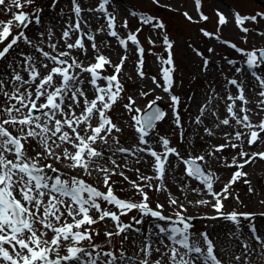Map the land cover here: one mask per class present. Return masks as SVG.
Masks as SVG:
<instances>
[{"label": "snow or ice", "instance_id": "obj_1", "mask_svg": "<svg viewBox=\"0 0 264 264\" xmlns=\"http://www.w3.org/2000/svg\"><path fill=\"white\" fill-rule=\"evenodd\" d=\"M152 3L158 5L159 0ZM58 4L60 0H52L49 11ZM70 4L69 11H65L68 7L65 5L57 13L58 17L67 19L59 37L54 39L53 25L51 22L44 25L45 8L37 0H0V13L8 16L0 20V45H3L0 48V264H264V237L254 223L257 215L264 217V212L225 210V201L230 199L243 204L233 188L241 180L249 196L264 194L253 186L247 178L249 173L244 171L257 159L264 161V151H249L245 147L264 146V76L252 72L254 87L259 88L255 101L245 95L242 79L224 77L226 95L221 97L212 88L192 121L202 128L203 134L198 129L187 134L179 110L181 97L173 93L177 68L168 36L163 37L167 58L157 56L163 83L151 77L155 88L137 93L145 98L141 108L136 106L133 95L124 94L126 83L135 84L136 78L140 81L147 78L145 49L137 35L142 29L129 31L126 38L122 37L117 17L109 11L112 0H98L95 7H83L81 0H70ZM195 4L200 12L202 0H195ZM232 14L237 29L243 33L240 39L247 43L250 29L244 26L245 22L256 24L258 18L264 20V13L241 16L233 11ZM130 15L137 17L138 13L133 11ZM216 16V33L201 29L202 34L240 53L248 70L260 68L264 64V48L246 51L222 39L219 33L229 22L218 10ZM101 19L104 23L93 30L92 21ZM200 19L208 21L209 17L200 12ZM139 20L153 29L165 28L151 15H139ZM30 25L44 29L37 34L38 43H33L26 34ZM119 27L128 29V21ZM254 34L264 38V31ZM108 37L115 38L123 49L118 62L105 54L112 51ZM148 43L154 44L151 37ZM41 44L52 51H46ZM132 51L138 57L134 61L136 77L127 75L125 80V63ZM193 51L201 60L200 71L209 72L210 59L197 49ZM214 51L207 49L208 53ZM227 63L236 65L233 60ZM235 71L240 75L243 69L235 67ZM230 86L235 88V94ZM157 88L168 94L171 116L157 106L162 96L146 99ZM191 99L189 96L188 100ZM122 100L126 102L121 104ZM215 100L224 102L223 117L219 104L210 107ZM253 102L255 108L248 107ZM117 107L130 116V123H125L136 141L131 147L121 145L124 128L112 116ZM257 116L261 118L254 123ZM166 117L178 130L173 134L185 146L183 154L180 147L173 146L167 136L157 131L158 122ZM218 132L223 143L212 142L211 138ZM197 137L206 146L200 154L193 155ZM225 149L233 150L230 161L223 155ZM129 156L135 164L146 165L148 171L129 167ZM213 162L219 168L233 169L229 179L217 174ZM181 166L179 180L183 183L178 185V190L187 204L210 206L215 215H186L188 207L184 200L169 187L170 183L177 184L175 173ZM125 170L133 171L136 179H130ZM114 176L122 177V181L112 180ZM185 177L202 187H191ZM89 179L102 182L105 190L88 183ZM124 181L131 186L134 196L140 197L138 201L121 199L116 194L114 185ZM217 183L222 185L219 190L215 188ZM120 191H124L123 187ZM150 192L157 196L165 194L168 207H174V211L164 215L165 204L159 200L153 207ZM189 194L200 198L188 200ZM258 203L264 205V199ZM129 213L135 214L131 222H125L122 217H128ZM194 219L231 223L235 231L226 234L229 240H239L242 219L249 221V240L255 246L249 240H241L238 253L221 248L223 256H218L207 232L191 231L190 221ZM161 221L167 226H162ZM101 235L104 239L97 243Z\"/></svg>", "mask_w": 264, "mask_h": 264}, {"label": "rangeland", "instance_id": "obj_2", "mask_svg": "<svg viewBox=\"0 0 264 264\" xmlns=\"http://www.w3.org/2000/svg\"><path fill=\"white\" fill-rule=\"evenodd\" d=\"M51 2L52 0H37V3L45 8L44 13H46L48 17H52L51 23L53 27H55V29L54 28L53 29L54 32H57V38H58L60 35V29L64 26L63 21L66 20L67 17L65 16L62 19L57 16V13L59 12L60 8L64 7L65 5L68 6L65 9V11L66 12L69 11L71 4H70V0H60V4L57 5L56 9L49 11L48 6L51 4ZM97 4H98V0H91V3H89L88 6L87 5L86 6L82 5V6L95 7ZM217 10H221L222 11L221 13L223 14L226 13L229 16L230 20H228L229 23L227 24V26L229 25L233 30L232 34H228L226 31L227 26H225L219 33V35L222 38L232 41L238 47L245 49L246 51L252 50L253 48H264V38L262 40V37L256 36L254 34L257 31H264V20H260L258 18L259 22L256 24H253L251 21L245 22L244 26L250 29V34H249L248 42L244 43L240 39L243 33H241L239 29H237L232 14L233 11L239 12L241 16H251V15H255L257 12L264 13V6H260L259 4H257L255 0H202V7L200 9V12H202L203 15L209 17L208 21H202L200 19V12L197 11L195 0H159L158 5H154L152 3V0H112V5L109 6V11H113L117 17L116 23L120 35L126 38L127 32L129 31L135 32L137 28H141L142 30L137 35H138V40L140 41V46L145 49L144 71L147 74V78L143 81H140L138 78H136L137 81L141 82L140 88L132 86L131 82L129 84L126 83L125 87L127 89V92L124 95H133L134 98L137 99L136 106L144 107L145 98L138 97L137 93L140 90L147 91L152 88H155V85L152 84L151 77L155 76L158 82H162L160 77V67L157 61V56H164L165 58H167V53L165 52V45L163 43V37L164 35H167L168 39L173 44L174 62L177 68V71L175 73L177 82L173 88V93L181 97L182 100L181 111L182 113H187L184 115L185 116L184 121L186 122V124L188 126L197 127L200 133L203 134L202 128H199L194 123H192L195 117L199 114L198 112L195 111L197 110V108L199 109V107L204 103L202 100H200L201 102L197 101V104H195L196 96L194 95V92H196L198 87H200L201 83H205L208 87L207 91L211 92L212 88H215L216 90L217 87V83H214V81L218 82L219 80H221L220 78H222V82L224 85L226 84L224 77H228L229 79L231 78H236L238 80L242 79L244 83L250 80V82H252L254 85L256 84V81L254 76L252 75V72H256V74L264 76V64H262L258 69L248 70L246 68V65H244L243 63V57L241 56L240 53H237L235 52V50L229 49L227 46L221 45L217 40L213 38L205 37L202 34L201 29H204L211 33H216L217 20H218V17L216 16ZM133 11L138 13L137 17H133L130 15V13ZM44 13L42 14V20H44ZM185 13H187V16H185ZM139 15H151L157 17L159 21L165 25V28L162 30L153 29L151 25H142L139 20ZM188 17H191V20H189ZM5 19H8V16H5L3 13H0V20H5ZM125 20L128 21L129 24L128 29L119 27L120 25L123 24ZM92 23H97V26H99V24L104 23V21L102 19L99 22L93 20ZM31 28H33L34 30L38 29V31H43L41 30L42 27L36 28L34 25H30L29 29L26 31V34L29 35V37L33 40V43H38L39 42V37L37 35L38 33L33 35ZM149 37H151V39L154 41V44L148 43ZM250 38L259 39L260 43H255V41L251 40ZM9 39H11V37ZM108 39L111 41L112 51H110L109 54L108 53L105 54L110 55V57L114 62H118L119 55L123 54V49L118 45V42L115 40V38L109 37ZM129 44L131 45V42H129ZM41 46L43 47L45 45L41 44ZM2 47L3 45H0V48ZM21 47L24 48L23 45H21ZM132 47L134 48V46ZM208 48H213L215 50L214 53H208L207 52ZM193 49H197L201 51L202 53H204L205 57L210 59L211 63H210L209 72L203 73L200 71L201 60L199 57L195 55ZM25 50L31 51V49H25ZM45 50H48L49 52L52 51L51 49H46V48ZM128 55H129V60L126 61L124 68V72L126 74L124 77L125 80L127 79V75H132L133 77H136L134 61L138 57L135 55L134 51L129 52ZM225 57L227 59H225ZM227 60L236 61L235 67L242 68L243 69L242 74L237 75L235 71V67L229 65L227 63ZM217 62L219 66H217ZM194 63L195 65L193 67ZM149 64H151L150 70H148ZM194 73L198 74V77L202 79L199 78L200 80H197L196 77L194 76ZM193 77H195V79H193ZM222 82H219V84H221ZM230 88L232 89L231 90L232 93H235L236 90L231 86ZM160 91L161 89L157 88L154 92H152V95L148 96L146 99L147 100L154 99L156 95L159 94ZM255 91L258 92L259 88H256ZM161 94L163 93L161 92ZM164 94L166 95V93ZM189 96L192 97L191 101L188 100ZM163 101L164 100H159L157 101V103L161 104ZM125 102L126 100H122L121 104ZM119 109H122L123 112L122 107H119ZM223 115L221 117H223ZM260 118L261 117L259 116L255 117L254 122H257ZM114 121L117 122L118 119L115 118ZM126 121L129 122L128 118ZM166 121H168V127L171 128V131H168L167 133L163 132V127H162V125H164ZM120 126L123 128L122 124H120ZM222 130L230 131V129H222ZM157 131L162 136H164V133L168 134L167 137L172 141V145L180 147L182 154L184 153L185 146L181 145L179 142V137L173 134L178 130L175 129V127L172 125V121L168 119V117L166 118L165 122L159 124ZM130 132L132 133L131 129ZM187 134H190L188 130H187ZM122 135H125V137H127V134L125 132ZM122 135H121V145L122 143H124L125 145L132 146L134 143H136L134 139L131 141L133 144L126 143ZM205 138L206 140L208 139V137ZM197 139L199 138L197 137ZM211 139L213 143H217V144L223 143L222 135L220 132L217 134L216 137ZM205 146L206 145L204 144V141H200L198 145H195L197 150L193 152V155L200 154V152L203 151V148ZM245 147L246 150L249 151H257V150L264 151V146H261L259 149H257L256 146H253L251 149H247V146ZM223 155L230 160L231 156L233 155V150L225 149ZM128 158L132 161V162H128L129 167L133 169L136 168L137 164L133 162V158L131 156H129ZM257 160L253 164L246 166L244 170L249 171V167L255 165L256 163H257L256 165H258V163H261V165L264 166V161H260L259 159ZM212 167L216 170L217 174L220 175L224 180L229 179L230 174L233 171V169L219 168L217 167V164L212 165ZM182 168L183 166L177 169L175 174L177 178V184L174 185L170 183L169 187L172 193L176 196H179L181 200H184L185 206L188 207L187 201L184 199V196H182L178 190V185L180 183H183V181L179 180V176L182 174ZM146 171L148 170L146 169ZM125 174L132 180L136 179L135 173L133 171L125 170ZM148 174H151L150 171ZM247 178L253 182L250 174ZM169 179H171V177ZM112 180L122 181V177L114 176L112 177ZM185 180L189 182L191 187H202L199 185L198 182L191 181L187 177H185ZM88 183L95 184V186L100 188L101 191L105 190L102 186V182H97L95 179H89ZM253 186L257 188L254 182H253ZM122 187L124 191H120ZM233 188L235 190L234 194L238 193L242 201H248L250 198H252L255 200L254 203L255 205H257V207L254 210L253 209L249 210L248 207H245L244 204H237L234 199H230L229 210L227 211H232L233 209H235L238 212H256V213L264 212V205L258 203L260 199H264V194L260 196H249L247 193V186L243 183V180H241L239 183L234 185ZM219 189L220 188H217L216 190ZM114 190L121 199L134 198L137 201L140 199L139 196H134V192L131 189V186L126 181L122 183H116L114 185ZM261 192L264 193V191ZM189 195L193 196L192 199L193 201L199 199V196H195L194 194H189ZM189 195L187 196V198L189 197ZM154 198L155 199H153L152 197V206H155L154 200L156 202L157 200H159V202L165 204L164 215H170L174 211V207H168L165 194H160L159 196L154 195ZM199 209L200 208L193 206L191 208L188 207V212L186 213V215L196 216V217L205 216L203 215V213L199 211ZM134 214L135 213H129L128 217H122V219H124L125 222H131L130 218ZM206 214L215 215V212L212 209H209L208 211H206ZM212 221H216L219 226L221 225L223 230V238L226 242V245L229 249L233 250L234 252L238 253L241 250L242 247L240 243L241 240H245L246 237L247 240H249L251 234L248 230H246L248 226L246 224H249V221H244L242 219L241 223L245 224L246 226L243 225L244 227L241 228L239 240L236 239L229 240L226 234L229 232V230L235 231V228L233 225H231V223L225 222L223 220H204V219L192 220L191 224L193 225V228L191 229V231L197 234L200 232L207 231L210 239H212L214 244L216 245L218 256H223V254L219 251L223 247L219 243L214 241V237L210 233L209 225L211 224L210 222ZM160 223L162 226H167L166 222L161 221ZM135 227H140V226H135ZM143 230L147 232V221L143 226ZM103 239H104L103 235H101V237L97 239V243H101ZM165 242L167 243V240H165ZM249 242L252 243L253 246H255L254 241L249 240Z\"/></svg>", "mask_w": 264, "mask_h": 264}, {"label": "bare ground", "instance_id": "obj_3", "mask_svg": "<svg viewBox=\"0 0 264 264\" xmlns=\"http://www.w3.org/2000/svg\"><path fill=\"white\" fill-rule=\"evenodd\" d=\"M81 3H82V5H84V6H88V4L89 3H91V0H87V3H85L84 2V0H81ZM219 12H222L221 10H218ZM224 15L227 17V19L229 20V16L226 14V13H224ZM47 17V18H46ZM51 20H52V17H48L47 16V14L46 13H44V20H43V22H44V24L45 25H47L49 22H51ZM92 27H93V30H95V28L96 27H98L97 26V23H92ZM54 29H55V27H53ZM53 29V30H54ZM31 30H32V34L33 35H35V34H37L39 31H38V29L36 30V33H35V30L33 29V28H31ZM41 30H44L43 29V27H42V29ZM226 31H227V33L228 34H232L233 33V30H232V28L228 25L227 26V29H226ZM56 33V36L54 37V39L55 38H57V32H55ZM97 39H101V37H97ZM251 40H254L255 41V43H260V41H259V39H253V38H250ZM42 47V46H41ZM44 48H48L47 46H46V44H45V46H43ZM106 53H108L109 54V52H106ZM112 59V58H111ZM193 62V61H192ZM194 65H195V63L193 64V67H194ZM151 69V64H149L148 65V70H150ZM194 76L196 77V79L197 80H200V79H202V78H200V77H198V74H195L194 73ZM200 78V79H199ZM221 80H219L218 82H215L214 81V83H217V87H216V93H218L221 97H224L225 95H226V92H225V89H224V84H223V82H222V78H220ZM226 81V80H225ZM219 82H222L221 84H219ZM130 82H128V84H129ZM161 84L163 83V81L162 82H160ZM246 83V84H245ZM244 84H245V89H246V92H245V95L250 99V100H252V101H255V99H256V97H255V84L253 85V83L252 82H250V80L248 81V82H245ZM131 84H132V86H135V87H137V88H140L141 87V82H139V81H137V83H135V84H133L132 82H131ZM219 84V85H218ZM207 89H208V87H207V85L205 84V83H201L200 84V87H198V89L196 90V92H194V95L196 96V102H195V104H197V101L198 102H201L200 100H202L204 103L206 102V100H207V95L208 94H210V92L209 91H207ZM230 90H232L231 88H230ZM161 92H162V90L159 92V94H157V95H159V96H162L163 97V99L162 100H164V104H165V106H166V113H168L170 110H171V108L169 107V103H170V101H169V97H168V95H165V94H161ZM163 93V92H162ZM233 94H235V93H233ZM151 95H152V93H151ZM156 95V96H157ZM195 100V99H194ZM194 102V101H193ZM203 103V104H204ZM217 104H219V107H220V115L222 116L223 115V112H224V102H223V100H215V101H213V103H212V105H210V107H212V108H215L216 107V105ZM248 107H250V108H255V103L253 102V103H251V104H249L248 105ZM195 112H198V108H197V110L195 111ZM121 113H123V115H121ZM113 114V116L114 117H116L117 119H118V123H120V124H122L123 125V128H124V132L127 134V139L125 140L126 142H128V143H130V144H133L131 141L133 140V138H132V133L130 132V129L126 126V123H125V121L127 120V118H128V120H129V122H130V116L125 112V110L123 109V112H122V109H119V107H117L116 109H115V111H114V113H112ZM206 115H208L207 113H206ZM120 120V121H119ZM255 121V117H254V120H253V122ZM165 122V121H164ZM205 123L207 124V123H209V121L208 120H205ZM255 123V122H254ZM186 125V124H185ZM159 127V126H158ZM162 127H163V132H165V133H167L168 132V121H166V123L164 124V125H162ZM186 128H187V130H188V132L191 134L192 132H193V130L194 129H197V127H193V126H187L186 125ZM219 133V132H218ZM123 136V135H122ZM206 139V138H205ZM209 139V138H208ZM200 141H202V140H199V139H195V145H198L199 143H200ZM122 145H124V146H127V147H131V146H129V145H125L124 143H122ZM133 158V157H132ZM146 159H150V158H146ZM127 160H128V162H132L128 157H127ZM230 161V160H229ZM258 161V160H257ZM122 162V161H121ZM257 164V163H256ZM252 165V166H250L249 167V171H246V170H244V171H246V172H248L249 174H250V176H251V178H252V180H253V182L256 184V186H257V188L259 189V190H261V191H264V166H262L261 165V163H258V165ZM141 166H143V167H141V166H139V165H137V167H140L141 168V170L142 171H146V165H144V164H140ZM212 165H216V163L215 162H213V164ZM111 165H109V167H110ZM146 169H145V168ZM246 168V167H245ZM176 174V173H175ZM222 185L220 184V183H217L216 185H215V188L217 189V188H220ZM147 190V189H146ZM149 195L151 196V198L153 197V199H155L154 198V195H156L155 193H152V192H150L149 193ZM195 195V194H194ZM196 196V195H195ZM200 198V197H199ZM188 200H192L193 199V196L191 195H189V197L187 198ZM187 201V200H186ZM154 202L156 203V201L154 200ZM255 200L254 199H252V198H250L248 201H243V204L244 205H247L246 207H248V209L249 210H254V209H256V207H257V205H255ZM188 205V204H187ZM255 205V206H254ZM153 207H155V206H153ZM188 207H192V206H190V205H188ZM198 208H200L199 209V211L201 212V213H203V215H206L207 216V214H206V211H208L209 209H211V207L209 206V207H198ZM226 211L227 210H229V201H226V209H225ZM194 211V210H193ZM189 212H191V211H189ZM219 222V221H218ZM211 224L209 225V223H208V225H209V229H210V233L212 234V236L214 237V241H216L217 243H219L223 248H228L227 247V245H226V242H225V240H224V238H223V230H222V227H221V225L219 226L218 225V223L216 222V221H212V222H210ZM255 226H256V228H257V230H258V233L261 235V236H263L264 237V217H261V216H259V215H257L256 217H255ZM241 228H243V226H241ZM246 230H249L248 229V226H247V228H246ZM145 233H146V231H145ZM244 236H245V234H244ZM245 240H247V237L245 238Z\"/></svg>", "mask_w": 264, "mask_h": 264}, {"label": "water", "instance_id": "obj_4", "mask_svg": "<svg viewBox=\"0 0 264 264\" xmlns=\"http://www.w3.org/2000/svg\"><path fill=\"white\" fill-rule=\"evenodd\" d=\"M260 3L264 4V0H258Z\"/></svg>", "mask_w": 264, "mask_h": 264}]
</instances>
